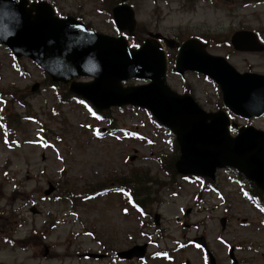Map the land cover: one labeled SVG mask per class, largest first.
I'll list each match as a JSON object with an SVG mask.
<instances>
[{"label": "rangeland", "instance_id": "374dc122", "mask_svg": "<svg viewBox=\"0 0 264 264\" xmlns=\"http://www.w3.org/2000/svg\"><path fill=\"white\" fill-rule=\"evenodd\" d=\"M116 1L51 0L62 15L80 17L90 28L108 34H115L111 16L98 8ZM128 3L135 11L138 39L147 30L223 35L225 30L246 28L264 36V3L238 8L235 1L232 13L198 9L190 29L184 28L189 16L175 12L176 4L169 14L165 0ZM213 40L211 53L227 57L239 71L264 74V52L237 53L224 41ZM202 80L194 73L183 78L173 70L167 73L173 90L181 93L187 85L199 103L214 110L220 93ZM44 81L36 64L25 57L15 59L0 46V262L124 264L115 258L117 251L148 243L151 257L144 264H183L186 259L206 264L203 250L191 243L194 236L203 235L216 264H232L230 247L238 264H264V212L244 193L248 184L252 188L250 182L223 169L216 172L213 188L203 181L171 179L161 164L174 153L172 135L156 128L143 110L111 107L98 117L83 101L62 95L64 88L55 90ZM231 121L233 129L251 124L264 130V116H232ZM118 185L141 192L137 196L144 198L148 216L127 205L114 187ZM48 188L54 190L45 195ZM87 193L95 194L87 199ZM71 195L73 200L67 198ZM258 195L264 203V192ZM154 215L159 217L157 225ZM103 249L105 259L83 256Z\"/></svg>", "mask_w": 264, "mask_h": 264}, {"label": "water", "instance_id": "95a60500", "mask_svg": "<svg viewBox=\"0 0 264 264\" xmlns=\"http://www.w3.org/2000/svg\"><path fill=\"white\" fill-rule=\"evenodd\" d=\"M113 16L118 28L132 31L135 21L129 6L115 7ZM0 42L15 55L37 62L54 81L70 83L72 92L98 109L132 104L151 110L176 135L178 172L213 177L217 168L234 167L264 190V131L246 126L230 136L224 110L205 112L190 94L171 90L165 80L164 51L156 39L147 38L134 49L122 37L96 33L72 17L57 18L47 2L0 0ZM232 42L237 49H259L250 32H236ZM175 67L179 73L198 71L214 79L223 103L234 114L251 117L264 113V75L237 72L223 57L204 51L196 40L181 45ZM80 76L92 80H72ZM132 77L150 82L138 86L121 83ZM197 240L204 245L202 238ZM127 252L122 255L130 257ZM142 254L143 250L137 253Z\"/></svg>", "mask_w": 264, "mask_h": 264}, {"label": "flooded vegetation", "instance_id": "af4514ba", "mask_svg": "<svg viewBox=\"0 0 264 264\" xmlns=\"http://www.w3.org/2000/svg\"><path fill=\"white\" fill-rule=\"evenodd\" d=\"M166 1V9L168 13H172L174 11L173 4H176L175 12H180L181 14H187L191 19L193 15H196L197 10H207L211 12H215L217 10L226 9L229 11L230 6L236 1L240 3V6H243L246 2L250 0H165ZM264 1V0H263ZM232 13V10H231ZM198 36L200 41H202L206 45V49H211L212 43H209L208 37L206 35L199 34ZM194 37V35H187V38ZM176 41L180 42L179 36H172ZM218 41V40H217ZM264 44V43H263ZM168 57L171 58V53L176 52V48L168 49Z\"/></svg>", "mask_w": 264, "mask_h": 264}, {"label": "trees", "instance_id": "16d2710c", "mask_svg": "<svg viewBox=\"0 0 264 264\" xmlns=\"http://www.w3.org/2000/svg\"><path fill=\"white\" fill-rule=\"evenodd\" d=\"M166 169L168 170V172H170L172 175L174 174L173 169H172V160L169 161V164L167 165V163L165 164Z\"/></svg>", "mask_w": 264, "mask_h": 264}]
</instances>
